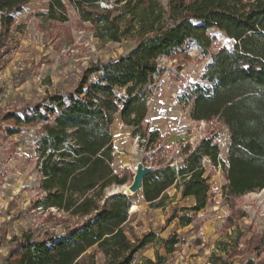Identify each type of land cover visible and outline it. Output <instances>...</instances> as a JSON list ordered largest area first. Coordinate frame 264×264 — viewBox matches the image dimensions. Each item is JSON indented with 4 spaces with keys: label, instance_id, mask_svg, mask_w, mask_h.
<instances>
[{
    "label": "trees",
    "instance_id": "trees-1",
    "mask_svg": "<svg viewBox=\"0 0 264 264\" xmlns=\"http://www.w3.org/2000/svg\"><path fill=\"white\" fill-rule=\"evenodd\" d=\"M48 0V8L60 13L66 2L82 21L89 22L97 38L119 42L134 37L136 45L106 63L90 64L69 91L46 94L40 102L1 112L0 129L8 136L28 126L38 127L40 199L34 208L56 210L55 223L63 231L46 236L22 233L12 237L1 264H131L139 250L156 243L166 254L155 251L165 264L180 243L177 234L158 237L149 230L136 234L129 225L131 195L107 194L111 186L132 182L112 166L114 147L111 125L114 115L132 127L133 136L152 144L158 130L143 127L156 78L162 73L158 60L185 51L191 42L210 61L202 74L203 84L189 93L190 117L197 121L218 119L228 129L226 162L219 156L214 137L203 138L176 167L169 162L149 165L140 193L149 207L163 208L170 187L193 205L183 210L204 209L213 192L204 162L224 168L226 200L264 190V0ZM29 0H0V36L8 35L15 14ZM215 28L232 42L211 51ZM190 223L187 214L174 208L169 221ZM228 226L232 217H228ZM72 220V222H71ZM68 223V224H67ZM220 246L224 256L211 254L212 264H234L233 258L264 252V228L248 235L240 230ZM243 239L242 241H240ZM244 264H264V258Z\"/></svg>",
    "mask_w": 264,
    "mask_h": 264
},
{
    "label": "rangeland",
    "instance_id": "rangeland-1",
    "mask_svg": "<svg viewBox=\"0 0 264 264\" xmlns=\"http://www.w3.org/2000/svg\"><path fill=\"white\" fill-rule=\"evenodd\" d=\"M160 1L166 6L167 0ZM208 32L213 37L211 51L232 44L219 30L210 28ZM136 41L134 37L119 42L97 38L92 25L82 21L67 2L65 11L60 13L48 8V0H29L15 14L8 35L0 36L1 112L33 105L46 94L72 90L86 67L127 53ZM209 61L210 57L202 56L191 42L184 52L158 60L162 73L156 78L143 120V127L158 130V137L147 144L133 136L132 127L123 124L116 113L111 125L112 166L116 172H126L133 178L137 162L146 166L169 162L178 167L186 156L183 149L192 150L203 138L211 136L218 143L220 158L226 162L230 141L227 127L216 118L197 121L189 114L192 106L189 93L197 83L207 85L202 74ZM39 125L24 127L10 136L0 129V264L13 244V236L30 233L42 237L63 231L64 226L55 223L56 210L49 217L40 207L34 208L41 195ZM204 168L213 196L197 212L182 209L193 205V199L181 197L174 186L167 189L163 208L149 207L140 193L131 195L134 206L130 208L129 225L136 234L152 230L158 237L173 233L180 237L177 249L167 255L165 264H212L210 255L224 256L220 246L230 242V235L239 230L248 235L264 228V190L226 200L221 191L226 182L224 168L208 161L204 162ZM128 183L111 186L106 193L127 191ZM174 208L179 215L191 216V222L183 223L178 218L169 221ZM228 217H232L231 226ZM157 249L166 254L163 247L150 243L137 252L131 264H146L147 258L155 260ZM248 258L257 261L264 258V252L260 256L249 252L232 260L234 264H244Z\"/></svg>",
    "mask_w": 264,
    "mask_h": 264
},
{
    "label": "water",
    "instance_id": "water-1",
    "mask_svg": "<svg viewBox=\"0 0 264 264\" xmlns=\"http://www.w3.org/2000/svg\"><path fill=\"white\" fill-rule=\"evenodd\" d=\"M151 169L150 166H146L142 162H137L132 182L127 186V191L123 190V192L128 195H133L140 190L142 188L144 177L151 171Z\"/></svg>",
    "mask_w": 264,
    "mask_h": 264
},
{
    "label": "built area",
    "instance_id": "built-area-1",
    "mask_svg": "<svg viewBox=\"0 0 264 264\" xmlns=\"http://www.w3.org/2000/svg\"><path fill=\"white\" fill-rule=\"evenodd\" d=\"M98 3H99V6L103 8H109L112 6L111 3L108 4V2H106L105 0H99Z\"/></svg>",
    "mask_w": 264,
    "mask_h": 264
}]
</instances>
